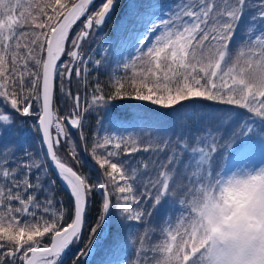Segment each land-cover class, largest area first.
<instances>
[{
    "label": "snow or ice",
    "instance_id": "6c2138e0",
    "mask_svg": "<svg viewBox=\"0 0 264 264\" xmlns=\"http://www.w3.org/2000/svg\"><path fill=\"white\" fill-rule=\"evenodd\" d=\"M117 2L0 0V264H264V0Z\"/></svg>",
    "mask_w": 264,
    "mask_h": 264
},
{
    "label": "trees",
    "instance_id": "16d2710c",
    "mask_svg": "<svg viewBox=\"0 0 264 264\" xmlns=\"http://www.w3.org/2000/svg\"><path fill=\"white\" fill-rule=\"evenodd\" d=\"M133 0H118L115 9L112 11L110 16L107 18L106 22L103 24V26L96 32L94 36L91 37V42L87 44V49L92 48H98L100 45L104 44L105 41H112L115 42L117 39L126 31L125 24H126V17L129 13V5L132 3ZM135 3H145L146 0H134ZM96 3H101V0H96ZM130 24V21H128ZM93 77H98L101 83H106L107 76L101 70L98 73H92ZM94 82V81H93ZM73 90L75 91V84H73ZM136 105L137 102H131V101H124V102H116V112L114 114L116 115H151L155 116L156 113H145L143 112L144 108H152L155 106H151L147 102H141L140 106L137 107H126L127 105ZM166 110L164 109H157V112L159 113V119L162 121H167V117L164 115ZM61 114H63V110H61ZM92 123H95V117L92 118ZM30 126V125H29ZM85 133L90 135L91 134V127L85 128ZM24 143L27 144L28 147L32 148L35 151L40 150V141L38 136H36L35 133L32 135L27 136L24 139ZM63 155V153H62ZM80 159L84 162V166L81 169L84 172H92L93 178H95V170L92 168V160L91 157L88 156L83 148L80 149ZM70 161V158H69ZM71 162V161H70ZM73 166L75 167L74 162ZM52 178L55 177V173L53 172ZM57 190L58 194L63 196L65 200L67 201V192L63 188V186L60 184L59 180L57 179ZM100 202V196L97 194L94 197V204L92 209L90 210L89 216L90 219L88 221L89 224L93 223L95 221L97 212H98V205ZM109 229L105 228L103 231L99 233L98 241L96 244V251H94L91 256L88 258L87 264H101V261L105 255V237L108 234ZM88 239V232L87 229L84 232V241L86 242ZM83 244L77 245L75 248H73L67 255L65 264H71L72 260L75 258V253L77 251V248H82Z\"/></svg>",
    "mask_w": 264,
    "mask_h": 264
},
{
    "label": "rangeland",
    "instance_id": "374dc122",
    "mask_svg": "<svg viewBox=\"0 0 264 264\" xmlns=\"http://www.w3.org/2000/svg\"><path fill=\"white\" fill-rule=\"evenodd\" d=\"M62 185V184H61ZM63 186V185H62ZM64 188V187H63Z\"/></svg>",
    "mask_w": 264,
    "mask_h": 264
}]
</instances>
